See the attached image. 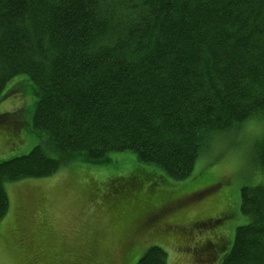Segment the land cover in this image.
Instances as JSON below:
<instances>
[{
    "label": "trees",
    "instance_id": "16d2710c",
    "mask_svg": "<svg viewBox=\"0 0 264 264\" xmlns=\"http://www.w3.org/2000/svg\"><path fill=\"white\" fill-rule=\"evenodd\" d=\"M17 76L32 82L31 130L44 140L0 162V223L6 183L51 177L77 156L132 153L183 180L206 130L264 109V0H0V96ZM19 113L0 126H23ZM116 181L130 193L145 179ZM136 205L147 227L172 200ZM240 208L251 221L221 264H264V183L241 190ZM203 219L192 224H210ZM204 242L194 254L210 256L215 243ZM136 264H168V255L152 246Z\"/></svg>",
    "mask_w": 264,
    "mask_h": 264
},
{
    "label": "rangeland",
    "instance_id": "374dc122",
    "mask_svg": "<svg viewBox=\"0 0 264 264\" xmlns=\"http://www.w3.org/2000/svg\"><path fill=\"white\" fill-rule=\"evenodd\" d=\"M0 99V116L20 111L24 123L0 126L2 162L29 154L44 138L31 130L38 98L27 76L13 78ZM259 143L236 161L235 141L222 140L215 157L201 154L183 180L123 153L110 154L102 163L77 156L51 177L6 183L9 210L0 223V264H136L152 246L165 249L168 264H221L236 229L251 221L241 212V190L264 183L252 179L264 172L256 160ZM230 156L235 171L219 168ZM135 176L145 179L140 187L116 192V180ZM138 200H172V205L142 227ZM203 218L210 224H192ZM207 238L215 243L210 256L194 254L192 247Z\"/></svg>",
    "mask_w": 264,
    "mask_h": 264
},
{
    "label": "clouds",
    "instance_id": "9594fccd",
    "mask_svg": "<svg viewBox=\"0 0 264 264\" xmlns=\"http://www.w3.org/2000/svg\"><path fill=\"white\" fill-rule=\"evenodd\" d=\"M235 141L233 154L236 161L245 159L252 151L255 144L264 142V109L258 108L251 111L247 117L240 121H233L227 128H211L206 130L202 142V157L211 159L221 148V141ZM229 160L222 161L218 167L226 171H235L237 163ZM253 181H264V172H257L252 177Z\"/></svg>",
    "mask_w": 264,
    "mask_h": 264
},
{
    "label": "snow or ice",
    "instance_id": "6c2138e0",
    "mask_svg": "<svg viewBox=\"0 0 264 264\" xmlns=\"http://www.w3.org/2000/svg\"><path fill=\"white\" fill-rule=\"evenodd\" d=\"M260 150H261L262 152H264V144H262V145L260 146Z\"/></svg>",
    "mask_w": 264,
    "mask_h": 264
},
{
    "label": "flooded vegetation",
    "instance_id": "af4514ba",
    "mask_svg": "<svg viewBox=\"0 0 264 264\" xmlns=\"http://www.w3.org/2000/svg\"><path fill=\"white\" fill-rule=\"evenodd\" d=\"M153 214V213H152Z\"/></svg>",
    "mask_w": 264,
    "mask_h": 264
}]
</instances>
